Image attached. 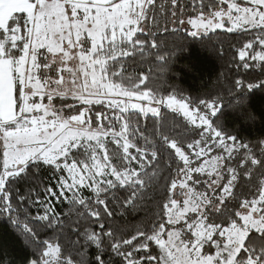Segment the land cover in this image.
<instances>
[{
	"label": "snow or ice",
	"instance_id": "1",
	"mask_svg": "<svg viewBox=\"0 0 264 264\" xmlns=\"http://www.w3.org/2000/svg\"><path fill=\"white\" fill-rule=\"evenodd\" d=\"M155 4L0 0V218L30 250L21 264H264V148L257 157L213 119L227 97L244 121L264 120L239 96L256 83L225 79L223 94L197 100L163 96L169 54L156 39L249 34L237 65L247 70L246 49L257 43L250 58L264 62V0H218L210 6L226 10L187 21L171 0L163 28ZM149 56L147 75L129 70ZM149 114L150 129L141 124ZM216 149L226 155L196 163ZM137 213L136 223L121 222Z\"/></svg>",
	"mask_w": 264,
	"mask_h": 264
},
{
	"label": "trees",
	"instance_id": "2",
	"mask_svg": "<svg viewBox=\"0 0 264 264\" xmlns=\"http://www.w3.org/2000/svg\"><path fill=\"white\" fill-rule=\"evenodd\" d=\"M218 0H178V7L182 9L179 13L184 19L198 15L203 12L204 15H210L211 12L226 8L227 4H219V8L211 7L210 4L217 3ZM161 6L163 11H161ZM156 8L155 19L159 21V26L163 28L164 20L171 21V0H156L154 5ZM151 17V14H150ZM146 28L153 26V19L149 18L146 21ZM173 25L168 24L169 30ZM186 29V28H184ZM155 30V29H153ZM157 42H163L164 48L162 52L169 54L168 70L162 74L161 95L167 96L172 94L173 90L178 93H183L184 96L191 97L193 100L208 97L210 94L220 92L223 94L224 89L221 82L225 79L228 82H234L235 79H242L246 83L255 82L256 86L251 91L243 90L239 92V96L243 97L248 107L260 113L264 111V62L251 60L250 56L253 52L260 51V45L257 43L252 49H246L248 56L246 60L249 63V69L245 70L237 65H242L243 61L239 60V50L249 40L254 39L253 36L243 32L228 33L224 30H215L208 35L191 37L182 30L177 35L173 36L169 32L160 31L156 36ZM223 42V50L221 52L219 44ZM213 46L215 48L213 49ZM147 47V46H146ZM155 52V49H151ZM131 59V58H129ZM156 59L154 56H149L145 61H140L137 58L136 63L131 64L130 71H134L135 75H147L149 68L155 65ZM144 87L143 85L141 86ZM179 97V96H178ZM162 113L169 117H174L167 108H161ZM183 120V118H180ZM215 120L223 121V130L226 133L236 135L240 140L248 143L254 153L259 157L261 148L259 141L264 139V120L259 118L255 123H248L240 118L239 113L235 111L228 103V98L222 106L221 112ZM154 118L151 115L147 119L141 117V124L146 128L152 127ZM186 124V122H184ZM187 127L194 128L192 125ZM198 131V130H196ZM190 139H198L199 136L189 133ZM115 148V145H110ZM214 155H226L222 149H216L209 154L208 157H201L197 164L203 163L205 159L211 160ZM239 159V158H238ZM233 166H235V163ZM255 175V173H254ZM45 184L51 183L50 173L42 172L38 178ZM200 189V185L196 186ZM255 190L253 189V194ZM249 199L252 194H249ZM182 199V198H181ZM57 211H61L63 205H57ZM243 211V209H237ZM143 213L129 214L125 220L121 222L136 223ZM120 219V218H118ZM0 238H3L9 245L8 248L0 250V259L3 264H21L20 257L22 255H30V250L23 246V240L17 238V234L13 227L4 218H0Z\"/></svg>",
	"mask_w": 264,
	"mask_h": 264
},
{
	"label": "rangeland",
	"instance_id": "3",
	"mask_svg": "<svg viewBox=\"0 0 264 264\" xmlns=\"http://www.w3.org/2000/svg\"><path fill=\"white\" fill-rule=\"evenodd\" d=\"M237 2L242 3V0H237ZM226 8H227V7H226ZM226 8H224V9L226 10ZM199 16H200V14L195 15V16H192V17H190V18H185V21H187L188 19H198ZM204 16H205L206 18H211L210 15H204ZM146 21H147V20H145L144 22H142V23H143V26H146V25H147ZM224 23H225V26H226V27H229V26H230V25L227 23L226 20H225ZM184 28H186L187 30H194V29H191V25H189V24H187V23L184 25ZM216 30H223V29H216ZM211 32H213V31H209V32L205 33L204 30L201 29L200 32H199V34H198L197 36L208 35V34H210ZM178 98H180V97H178ZM141 103H143V104L146 105L148 102H147V101H143V102H141ZM153 106H155V105H153ZM161 108H166V107L161 106ZM149 115H151V114H149Z\"/></svg>",
	"mask_w": 264,
	"mask_h": 264
}]
</instances>
